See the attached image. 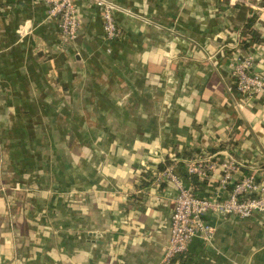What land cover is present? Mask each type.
<instances>
[{
    "label": "crops",
    "instance_id": "obj_1",
    "mask_svg": "<svg viewBox=\"0 0 264 264\" xmlns=\"http://www.w3.org/2000/svg\"><path fill=\"white\" fill-rule=\"evenodd\" d=\"M110 1L120 39L78 0L67 42L41 0H0V264H160L167 162L200 197L224 159L264 182V93L239 100L230 74L238 51L264 73V0ZM207 157L194 186L185 165ZM205 220L214 239L172 264H264V214Z\"/></svg>",
    "mask_w": 264,
    "mask_h": 264
},
{
    "label": "built area",
    "instance_id": "obj_2",
    "mask_svg": "<svg viewBox=\"0 0 264 264\" xmlns=\"http://www.w3.org/2000/svg\"><path fill=\"white\" fill-rule=\"evenodd\" d=\"M41 1L48 8V19L57 20L59 31L65 40L75 41L80 29L75 8L78 0ZM88 1L99 11L103 38L106 41L120 39L122 31L114 18L115 13L120 10L118 6L110 0ZM261 10L264 11V8ZM253 69L254 58L251 54L245 55L238 51L232 56L230 74L239 100L249 101L264 93V73H255ZM220 167L219 192L231 187L225 197H220L218 191L211 192L206 197L198 196L179 178L174 161L160 171L161 180L173 184L177 191L172 204L169 239L160 264H172L177 256L187 251L188 245L195 238L211 243L216 229L206 222L207 215L217 219L230 217L247 220L255 214H264V182L254 176L235 181L233 175L238 169L230 159H224ZM214 168L215 163L210 157L198 158L185 165V172L189 176H196L200 181H205Z\"/></svg>",
    "mask_w": 264,
    "mask_h": 264
},
{
    "label": "trees",
    "instance_id": "obj_3",
    "mask_svg": "<svg viewBox=\"0 0 264 264\" xmlns=\"http://www.w3.org/2000/svg\"><path fill=\"white\" fill-rule=\"evenodd\" d=\"M168 164H170L169 162H167V164H165L164 166H166V165H168ZM164 166H161L160 167V170H163L164 169ZM178 167H179V170H182L183 169V165H178ZM184 171V170H183ZM184 173H185V178H187V177H189L191 180H192V183L193 184H195L194 186H197L198 184H197V182H196V177L195 176H189V175H187L186 174V172L184 171ZM244 178V177H243Z\"/></svg>",
    "mask_w": 264,
    "mask_h": 264
},
{
    "label": "water",
    "instance_id": "obj_4",
    "mask_svg": "<svg viewBox=\"0 0 264 264\" xmlns=\"http://www.w3.org/2000/svg\"><path fill=\"white\" fill-rule=\"evenodd\" d=\"M91 264V263H90Z\"/></svg>",
    "mask_w": 264,
    "mask_h": 264
}]
</instances>
